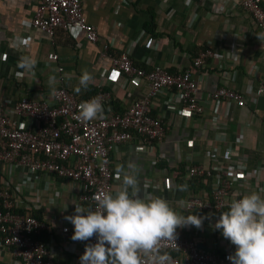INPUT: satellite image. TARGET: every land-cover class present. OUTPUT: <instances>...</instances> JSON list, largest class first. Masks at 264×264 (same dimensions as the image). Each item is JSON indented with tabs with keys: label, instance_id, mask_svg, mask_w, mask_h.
<instances>
[{
	"label": "crops",
	"instance_id": "crops-1",
	"mask_svg": "<svg viewBox=\"0 0 264 264\" xmlns=\"http://www.w3.org/2000/svg\"><path fill=\"white\" fill-rule=\"evenodd\" d=\"M39 1L0 0V99L7 103L22 97L52 103L51 91L59 85L79 97L88 92V87H109L112 109L117 112V107L128 109L144 86L132 83L123 86L105 80L111 65L110 58L102 55V43L106 40L110 41L112 51H128L135 64L146 69L156 65L171 70L188 67L200 49L211 48L215 57L208 61L207 68L193 72L202 101L222 81L226 87L244 93L248 84L255 88L264 81V33L238 6L237 0H81L83 15L98 34L97 43L85 40L82 33L72 38L60 28L53 42L44 31L31 26ZM148 24L152 26L147 27ZM149 38L155 42L152 48L147 47ZM134 39L138 43L131 47ZM51 52L58 53L56 61L48 58ZM22 57L31 58L32 67L25 68ZM58 66L62 70L58 71ZM82 69L92 79L86 89L81 87L77 92ZM165 97L162 94L151 104L154 116L160 117L166 126L162 139L153 143L152 149L145 150L134 135L112 153L111 168L116 177L112 193L122 183V176L117 179L118 169L122 166L128 170V164L135 163L133 175L141 195L151 192L166 199L178 214L203 218L201 228H177L178 233L195 237L204 250L233 253L235 246L214 227L217 217L183 208V201L194 192L206 191L211 195L218 183L215 175L211 180L205 178L210 181L209 190L195 191L190 185L188 167L199 164L212 168L217 162L211 153L228 149L232 155L230 164L240 165L236 171L229 168L230 177L237 171L245 172L248 178L255 173V179L236 180L234 189L245 194L255 191L264 197V94L248 95L246 106L224 103L217 125L216 112L209 102L202 113L188 117L181 115V105L174 99L166 104ZM110 110L107 106L104 113ZM163 161L166 163L157 164ZM181 163L185 171L180 169ZM0 183L21 188L20 200L16 202L19 212L37 213V218L50 225L51 231L44 230L41 234L52 250V260L57 264H72L85 244L71 239L74 231L62 233L61 228L73 226L65 217L74 213L80 186L48 173L25 183L23 170L6 162L0 163ZM0 264H14L11 252L2 246Z\"/></svg>",
	"mask_w": 264,
	"mask_h": 264
},
{
	"label": "built area",
	"instance_id": "built-area-1",
	"mask_svg": "<svg viewBox=\"0 0 264 264\" xmlns=\"http://www.w3.org/2000/svg\"><path fill=\"white\" fill-rule=\"evenodd\" d=\"M237 3L264 33V0H237ZM31 26L44 31L53 42L59 28L72 38L82 33L85 40L98 42L96 29L83 15L81 0H40L34 9ZM77 41L81 40L77 38ZM137 43L138 40L134 39L130 45L132 47ZM146 43L148 48H152L155 42L149 38ZM112 49L110 41L102 43V55L111 60L105 80L120 82L123 86L128 83L144 86V90L131 100L124 112L112 109L113 97L109 90H99L87 100L98 98L103 109L108 106L111 110L103 112L97 119L84 121L79 115V105L84 101H80L77 94L63 85L52 89V103L26 97L11 103L0 99V163L6 162L23 170L25 183L41 173L54 174L77 183L80 194L76 203L85 208H96L94 195L112 192L116 177L111 168V155L118 145L131 140V132L142 136L141 143L145 150L152 149L153 142L162 139L166 132L165 123L152 114L151 104L156 97L165 95L166 104L174 99L181 105V115L188 117L202 113L205 103L209 102L216 112L217 125L224 103L246 106L248 95L264 94V81H260L255 88L248 84L245 93L226 87L222 81V85L211 92L206 101H202L193 72L207 68L208 61L215 57L211 48L200 49L188 67L173 70L165 65L150 69L138 67L128 51L116 54ZM58 57L57 52L48 55L54 61ZM57 70H62V67L58 66ZM238 136L241 138V134ZM231 156L228 149L222 152L216 149L211 157L217 165L207 168L191 164L188 167L190 179L196 176L209 179L215 175L218 183L212 196L201 191L186 198L183 201L185 211H205L219 219L222 210L227 208L234 196L239 199L245 195L243 190L234 189L235 181L255 179V173L248 178L245 172L237 171L234 177H230L229 168L236 171L240 166L230 164ZM20 192L19 186L12 188L0 183V246L11 252L14 264H57L52 260L51 248L38 236L44 230L51 231V226L30 213L17 212ZM70 230L74 231V226L61 228L62 233ZM177 234L176 244L174 241L161 243V254L168 253L173 264H231L227 259L232 254L230 251L208 252L199 247L195 237ZM95 242L94 236L84 244ZM84 252L85 246L72 264H80L79 258Z\"/></svg>",
	"mask_w": 264,
	"mask_h": 264
},
{
	"label": "clouds",
	"instance_id": "clouds-1",
	"mask_svg": "<svg viewBox=\"0 0 264 264\" xmlns=\"http://www.w3.org/2000/svg\"><path fill=\"white\" fill-rule=\"evenodd\" d=\"M21 63L25 68L33 64L29 57H22ZM91 79L82 69L76 91L86 89ZM79 108L84 121L104 112L98 98L82 102ZM135 172V163H129L128 170L121 166L117 179L122 176V183L115 193L94 195L95 209L74 203V213L65 217L74 226L73 241L96 238L95 243L85 245L80 264H173L168 253L161 254V243L176 244L177 228L202 227V217L178 214L166 199L151 192L141 195ZM227 207L214 226L235 246L227 259L231 264H264V197L255 191L239 199L234 196Z\"/></svg>",
	"mask_w": 264,
	"mask_h": 264
},
{
	"label": "trees",
	"instance_id": "trees-1",
	"mask_svg": "<svg viewBox=\"0 0 264 264\" xmlns=\"http://www.w3.org/2000/svg\"><path fill=\"white\" fill-rule=\"evenodd\" d=\"M150 25L152 26V24H148L147 27H149ZM113 52L116 53V54L121 53V52L117 53V52H115V51H113ZM99 90H109V87H99V88H98V87H97V88H89V87H88V92H87L85 95H83L82 97H79L80 101H85V100H87V99H89V98L95 96ZM115 102H116V101H114V103H115ZM111 104H113V100H112ZM119 109H120V110H119ZM117 110H118V112H124V111H125V109H124V110H121L120 107H117ZM152 114L154 115L155 113L152 112ZM131 133H132V136L135 135V136L138 138V140H140V141L143 140V139H142V136H140L138 133H136V132H131ZM153 143H155V142H153ZM165 163H166V162L163 161V163L160 162V163H157V164L161 166V164H165ZM157 164H156V165H157ZM180 165H181V166H180V169H182V170L185 171V169L183 168V165H184V164L181 163ZM184 171H183V172H184ZM207 180H211V179L209 178V179H207ZM209 183H210V181L207 182V181L205 180V177H198V176H196V177H192V178L190 179V185H191L192 189H194L195 191L198 190V189H200V188H206L207 190H209V188H210ZM210 193H211V192H210ZM211 196H212V193H211ZM228 210H229V209H228V207H227V208L223 209L222 212H225V211H228ZM17 212H19V210H17ZM19 213H20V212H19ZM215 214H216V212H215ZM34 215H35L36 217H39L37 213L34 214ZM38 236H39V238L43 239V235H42L41 233H40ZM43 240H44V239H43ZM206 251H208V250H206ZM208 252H212V251H208ZM213 253H215V252H213ZM217 253H219V252H217ZM223 253H225V252H223Z\"/></svg>",
	"mask_w": 264,
	"mask_h": 264
},
{
	"label": "water",
	"instance_id": "water-1",
	"mask_svg": "<svg viewBox=\"0 0 264 264\" xmlns=\"http://www.w3.org/2000/svg\"><path fill=\"white\" fill-rule=\"evenodd\" d=\"M199 247H202L201 243H198Z\"/></svg>",
	"mask_w": 264,
	"mask_h": 264
}]
</instances>
